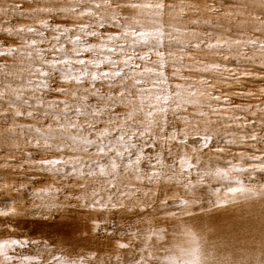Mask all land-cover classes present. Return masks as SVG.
<instances>
[{
    "label": "snow or ice",
    "instance_id": "snow-or-ice-1",
    "mask_svg": "<svg viewBox=\"0 0 264 264\" xmlns=\"http://www.w3.org/2000/svg\"><path fill=\"white\" fill-rule=\"evenodd\" d=\"M261 93L264 0H0V179L28 186L0 207L42 202L0 219V264H202L184 196L264 180L231 156L264 165Z\"/></svg>",
    "mask_w": 264,
    "mask_h": 264
},
{
    "label": "clouds",
    "instance_id": "clouds-1",
    "mask_svg": "<svg viewBox=\"0 0 264 264\" xmlns=\"http://www.w3.org/2000/svg\"><path fill=\"white\" fill-rule=\"evenodd\" d=\"M261 95H264V93H261ZM170 123L174 126L176 121H170ZM190 135V133H189ZM159 143H161V151H164L165 150V145L163 144V142H160L158 141ZM181 149L183 148V146H180ZM179 151V149L177 150ZM226 152H229L230 150L229 149H225ZM177 153L176 152H170L169 155L170 156H175ZM190 154V153H189ZM231 156L233 157H238V159L236 160V165L237 167H243V168H246V169H260V168H264V165H256V164H244L243 161L245 159L248 158L249 154L247 152H244V153H240V152H232L231 153ZM228 186H231V187H237L239 189H241L240 191H237L233 194H230L229 197L227 198L228 199V202H231L233 200H236L238 199L239 197H259L261 198L262 201H264V180H261L259 178H256V179H252L251 176H244L242 181L240 182H236V183H233V184H230ZM27 185H16L15 183H8L6 181H3L2 179H0V198H3L4 196H10L12 195V193H17V194H20V195H23L21 193V189H25L27 190ZM225 187L221 188V194H220V199H224L223 197V190H224ZM140 191L141 193H143L144 195H147V192H145V190L143 189H140L138 190ZM148 191H151L152 192V195L148 197V200H144V195H141L139 197H136V198H129L125 201L122 202L123 205H125L127 208L129 209H135V208H139L140 207V204L137 203V200H139L140 202H143L144 204H147L148 207H151L153 204L156 203V201L152 198L153 196L156 195V193L154 191H152L151 189L148 190ZM254 192L256 194H254ZM169 197L165 196V199H168ZM184 198L186 200L189 201V203L191 205L195 204L196 201H197V196H191L190 194H185ZM42 202H38L37 200H35L33 197L29 196L27 199H21L20 201H18V203L16 205H6V206H3V207H0V219H7L8 217L10 216H14L16 215V213L24 208L25 206H28V207H38ZM225 204V203H223ZM222 205V204H219V206ZM218 206V200H217V197H215L214 195H211L210 198H208L206 200L205 203L201 204L200 207H199V211L201 212H207V211H210L214 208H217L219 207ZM153 211H155V209H153ZM192 212V208H187L186 210L180 212L178 214L179 216V219L176 221V223H184V219ZM166 214H162L161 216H156L154 217V219H163L164 216ZM171 222V221H169ZM119 227L121 228H126V231H125V235H127L128 233L132 232L133 230H137L136 229V222L134 221L132 223L131 226H128L126 227L124 222L123 221H120L119 224H118ZM0 227H2V225H0ZM174 227H175V224H174ZM136 237L135 236H132V240H135ZM131 242V241H130ZM129 255H131V253H129Z\"/></svg>",
    "mask_w": 264,
    "mask_h": 264
}]
</instances>
